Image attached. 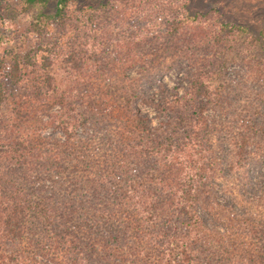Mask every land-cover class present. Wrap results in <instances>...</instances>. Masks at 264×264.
Returning a JSON list of instances; mask_svg holds the SVG:
<instances>
[{"label": "trees", "instance_id": "1", "mask_svg": "<svg viewBox=\"0 0 264 264\" xmlns=\"http://www.w3.org/2000/svg\"><path fill=\"white\" fill-rule=\"evenodd\" d=\"M27 1L43 7L49 2ZM73 1L57 0L55 11H40L29 29L39 46L51 51L50 42H45L51 35H43L45 25L72 27L73 48L64 62L75 64L64 67L73 71L76 82L84 70L114 73L111 54L126 66L111 40L101 44L105 26L117 42L133 41L140 32L172 42L191 18L182 13L176 19L160 9L156 14L149 11L115 20L116 0L71 12ZM82 36L88 45L79 43ZM37 50L38 46L31 47L23 55L33 51L34 57ZM48 60L33 66L34 61L25 63L15 56L0 58V104L9 84L25 96L38 101L51 97L58 104L48 116L35 117L27 114L34 111L32 100L22 98L12 119L0 120V264H264V188L253 190L246 183L240 196L226 197L229 186L222 204L218 198L222 191L215 188L212 175L220 166L215 165L207 135L216 130L218 120L213 123L206 109L218 85L212 91L205 86L198 94L202 82L189 73L188 92L178 95L159 81V98L154 101L145 78L126 84L131 78L127 76L122 80L126 83L120 82L122 91L110 84L105 91L100 87L104 92L94 88L98 95L87 104L80 102V108L74 102L80 97L75 99L72 91L83 93L85 84L60 89ZM182 60L168 63L166 69ZM28 66L34 67L29 71L32 79ZM66 97L72 98L77 110L67 107ZM117 103L118 115L113 116L111 107ZM137 103L153 106L162 118L161 126L154 127ZM180 106L189 113L178 110ZM33 121L38 125L30 127ZM113 124V130L106 129ZM172 124L177 129L169 130ZM48 126L52 128L46 131ZM162 128L171 131L166 138L155 135ZM177 132L180 135L175 137ZM236 138L235 162L242 167L247 149L264 143L262 119L243 118ZM190 154H197L195 160L180 157ZM173 169H179L178 176L171 175ZM233 203H239V212Z\"/></svg>", "mask_w": 264, "mask_h": 264}, {"label": "rangeland", "instance_id": "2", "mask_svg": "<svg viewBox=\"0 0 264 264\" xmlns=\"http://www.w3.org/2000/svg\"><path fill=\"white\" fill-rule=\"evenodd\" d=\"M104 1L106 0H76L69 5V11L74 12L88 5L96 6ZM56 2L57 0H49L43 7L41 4L28 5L27 0H0V58L5 57L8 60L15 56L24 59L25 63L34 61L33 66H39L40 63L51 59L53 64L49 71L56 75L60 89L65 90L72 83L85 84L82 88L83 93L72 91L75 99L80 97L78 101H74L80 108L83 102L87 104V101L93 100L95 95H98L96 91L101 90L100 87L105 91L106 84L119 85V91H122L123 85L120 82L126 83L122 80L127 76L132 79H126V84L129 81L132 84L140 78H145L154 101L159 98L157 88L159 81L164 82L169 89L175 90L178 95H182L189 86L185 77L189 73L202 82V88H198V94L203 92L205 86L208 91H212L218 85V92L216 93L215 89V93L211 95L212 100L207 102L206 111L212 115L213 123H215V118L218 120L216 130L208 134L207 138L215 152V165L220 166V169L212 175L215 188L222 191L218 197L219 201L221 204L224 202L223 196L229 186L231 194L227 193L226 197L240 196L246 183V188L248 185L253 190L259 186L264 188V145H262L264 143L261 142L247 149L246 160L242 167H238L235 162L238 157L236 136L241 131L242 119L252 116L257 121L262 119L264 123V0H116L115 13L118 16L115 20L127 19L137 13L149 11L156 14L160 9L176 19H179L182 13L183 16L189 15L191 18L180 26L172 42L159 41L156 35H144V32L138 33L139 36L137 35L138 37L133 41L117 42L113 39L114 33L108 32L111 29L105 26V31L101 35L103 37L101 44L104 45L106 38L111 40V47L120 49V55H124L126 66H122L118 57L111 54L112 61L116 63L111 65L116 68L110 69L114 73L102 74L84 70L79 75L81 77L79 82H76L74 76L71 77L73 71L67 68L72 67L75 62L71 65L64 62V59L69 56L71 47L73 48L71 39L75 38V32L72 27L65 25L66 27L61 28L53 22L45 25L43 35L44 33L47 36L51 35L50 38L45 39V42H50L53 48L51 51L44 50L46 48H43V45L40 47L37 36L29 29L31 22L40 11L53 13L56 9ZM181 3H185L182 8H180ZM153 27L154 25L150 26V28ZM238 28H244L245 31L242 32ZM141 35H144V38ZM53 36L60 40L55 43ZM85 39V36L79 37V43L88 45ZM35 46H38L39 51L37 50L34 57L33 51L23 55L25 51ZM106 53L108 52L105 51ZM134 54H139L140 58L133 56ZM181 58H183L180 61L182 63L178 66L166 69L168 63L177 62ZM33 66L26 67L28 73L34 69ZM88 67L90 65L86 68ZM203 69H209L210 73L203 74ZM66 70L69 73H66ZM152 76L154 79H151ZM32 77L33 75L30 74L29 78L32 79ZM73 78L74 82H72ZM94 88L98 90L94 91ZM197 93H195L196 97H198ZM25 95L26 93L18 86L9 84L6 98L0 104V120L5 117L12 119L15 108L18 107L22 98L26 101L32 100L31 105L34 111L28 110L29 116L36 117L38 114L43 118L58 107L51 97L38 101ZM66 99L70 101L67 107L73 106L77 110L78 106H75L72 98L66 97ZM108 102L112 100L108 98ZM31 105H27L26 109ZM137 105L142 113L151 118V124L154 127L161 126L162 118L157 115L153 106L144 103H137ZM119 108L118 103L111 107L113 116L118 115ZM178 110L189 113L188 109L183 110L182 106ZM69 112L73 111L68 110ZM28 125L34 127L38 123L33 121ZM114 125L111 128L107 126L106 129L113 130ZM173 126L172 124L168 127L169 130H172ZM50 127L48 126L46 131L51 130L52 127ZM175 129L177 128L174 126L173 130ZM170 132L162 128L160 132H155V135L166 138ZM178 135L180 132L174 136ZM153 139L154 135L151 140ZM100 142L106 143L105 141ZM184 151L188 152V148L186 147ZM195 155L180 157L189 161L195 160ZM178 170L173 169L171 175L178 176ZM188 172H191L190 168ZM237 205L233 203L232 207H236L239 212L241 208L239 209ZM256 211L254 209V214ZM219 227L222 228L220 224H218Z\"/></svg>", "mask_w": 264, "mask_h": 264}]
</instances>
